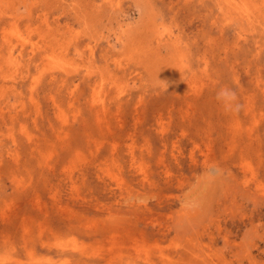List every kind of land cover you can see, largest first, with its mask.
<instances>
[{
  "label": "rangeland",
  "instance_id": "rangeland-1",
  "mask_svg": "<svg viewBox=\"0 0 264 264\" xmlns=\"http://www.w3.org/2000/svg\"><path fill=\"white\" fill-rule=\"evenodd\" d=\"M0 264H264V0H0Z\"/></svg>",
  "mask_w": 264,
  "mask_h": 264
},
{
  "label": "clouds",
  "instance_id": "clouds-1",
  "mask_svg": "<svg viewBox=\"0 0 264 264\" xmlns=\"http://www.w3.org/2000/svg\"><path fill=\"white\" fill-rule=\"evenodd\" d=\"M215 98L228 113L238 114L244 108V105L239 100L237 91L231 87H220L216 91Z\"/></svg>",
  "mask_w": 264,
  "mask_h": 264
}]
</instances>
